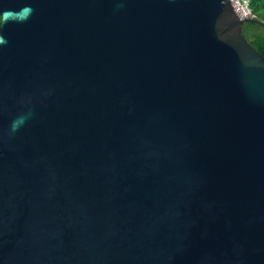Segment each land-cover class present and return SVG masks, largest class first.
<instances>
[{"label": "water", "instance_id": "obj_1", "mask_svg": "<svg viewBox=\"0 0 264 264\" xmlns=\"http://www.w3.org/2000/svg\"><path fill=\"white\" fill-rule=\"evenodd\" d=\"M231 0H0V264H264V54Z\"/></svg>", "mask_w": 264, "mask_h": 264}, {"label": "trees", "instance_id": "obj_2", "mask_svg": "<svg viewBox=\"0 0 264 264\" xmlns=\"http://www.w3.org/2000/svg\"><path fill=\"white\" fill-rule=\"evenodd\" d=\"M253 13L263 21V24L246 23L242 29V34L258 51L264 54V0H250Z\"/></svg>", "mask_w": 264, "mask_h": 264}, {"label": "built area", "instance_id": "obj_3", "mask_svg": "<svg viewBox=\"0 0 264 264\" xmlns=\"http://www.w3.org/2000/svg\"><path fill=\"white\" fill-rule=\"evenodd\" d=\"M240 18L256 17L250 6V0H231Z\"/></svg>", "mask_w": 264, "mask_h": 264}]
</instances>
